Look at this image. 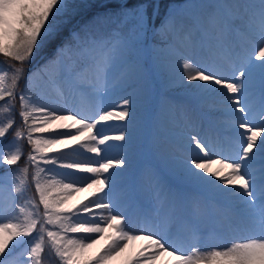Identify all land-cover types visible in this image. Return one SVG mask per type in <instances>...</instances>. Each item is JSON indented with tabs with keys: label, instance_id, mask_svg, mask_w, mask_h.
<instances>
[{
	"label": "snow or ice",
	"instance_id": "1",
	"mask_svg": "<svg viewBox=\"0 0 264 264\" xmlns=\"http://www.w3.org/2000/svg\"><path fill=\"white\" fill-rule=\"evenodd\" d=\"M109 4H114L112 10L94 17L93 24L115 26L113 31L122 38L118 47L129 56L150 32L170 38L177 30L193 28L197 32L211 31L220 47L231 32H241L253 41L258 38L252 59L264 61V0H221L210 5L207 16L195 24L190 18L178 16L169 6L159 28L154 19L160 18L161 0H109ZM85 7L91 5L77 0H0V56L15 62L8 69L0 67V112L11 114L18 96L22 125L16 127L15 141L26 140L31 145L25 166L17 169L19 175L14 173L9 190L8 198L18 214L8 220L0 214V264H44L46 246L59 264H111L125 253L128 258L124 264H157L163 257H171L167 264H264V63L258 66L262 78L258 113L250 104L251 89L245 70L238 69V79L228 81L211 67L205 70L192 62L183 64L187 81L202 82L199 86L207 85L205 91H216L211 87L216 85L233 94L226 99L236 128L243 132L237 133L235 155L222 158H215L213 145L191 136L188 147L194 155L174 169L178 178L209 186L221 200L208 203L199 198L187 199L166 176L153 175L150 180L158 198L168 206L165 224L169 227L149 223L146 218L145 227L134 230L129 227L132 217L124 213L120 200L114 196L122 173L110 172L125 168L127 161L101 157L102 152L111 150L110 141L126 142V135L123 131L112 135L102 127L98 129V125L110 121H130L132 101L123 98L118 111H93L52 108L39 103L34 95L47 85H52L61 97L66 91L107 89L114 66V49L108 37L100 38L93 27L85 26L69 32L68 39L60 42L65 26ZM50 43L56 48L54 58L38 72L26 76L25 64L34 55H41ZM255 67L251 64L249 71ZM21 80L25 84L18 93ZM237 112L242 115L235 116ZM14 124L12 115L0 122V139ZM94 129L97 131L92 134ZM73 141L79 145L77 148L61 151ZM101 145L108 147L102 149ZM53 152L59 154L48 155ZM84 152L101 158L81 159ZM23 155L22 145L17 142L7 150L0 148V166L17 165ZM213 164L219 166L215 171ZM47 165L54 167H44ZM30 167L38 200L27 197L23 205L17 204V197H26ZM56 169L66 171L58 173ZM8 184L6 176L0 178V192ZM106 188L110 191L106 192ZM86 192L90 196L78 204L72 203ZM171 225H177L175 230ZM238 230L247 235L224 247L212 246ZM29 237L31 243L17 255L16 250ZM141 240L147 243L138 251L131 247ZM102 241L104 246L93 254L92 250Z\"/></svg>",
	"mask_w": 264,
	"mask_h": 264
},
{
	"label": "bare ground",
	"instance_id": "2",
	"mask_svg": "<svg viewBox=\"0 0 264 264\" xmlns=\"http://www.w3.org/2000/svg\"><path fill=\"white\" fill-rule=\"evenodd\" d=\"M221 0H202L197 2L192 8H177L176 12L180 17L190 18L193 23L201 21L207 16L209 6L219 3ZM180 30L182 32L180 33ZM177 30V39L180 41V47H174L172 44L169 48L165 49L164 57L154 58L153 73L154 76H160L161 80V96L158 99L157 107L155 109L154 119H147L144 124V120L141 122L140 127H144L143 130H139L133 135L132 138L126 139V142H115L110 141L112 145L110 151L101 153V157L107 155L112 158H128L131 157L133 162L126 164L123 169H112V171L121 172L122 175L117 178V188L115 189L114 196L119 199L122 205V210L127 216L132 217L131 226L132 229L137 230L145 227L146 218L149 223H154L161 227H169L165 224V214L168 211V206L163 204L159 198L157 191L155 190L154 184L150 180L153 175L162 174L167 177L169 183L176 188L180 189L182 195L187 199H202L208 203L221 200L222 197L216 192L210 190L209 186L199 182H192L184 179H180L176 176L174 169L179 162H182V157L185 160L189 159L194 155V152L189 149L188 144L190 137H186L187 122L179 124L178 128L176 125L177 118L186 117L187 120H192L193 125L197 128L196 136L199 139L204 140L206 143L213 145L215 151L220 146H227L228 155H235V151L238 148L236 140L238 139L237 133L243 132V129H237L235 126V118L229 109L228 101L226 96L233 94L227 93L226 89L213 85L216 91H205L204 87L199 85L202 82H189L186 80V73L183 69V64L192 62L196 66L207 70L209 67L213 68L219 75H222L228 81L238 79V69H243L248 73L246 79L249 81L250 93L249 100L254 111L259 112L260 97L262 89V78L261 71L258 67L264 61L254 60L253 50L256 44L259 43L258 38L253 41L250 37L245 36L241 32H231L224 37L223 47H220L216 43V37L211 31L205 32L203 30L197 32L193 28H184ZM155 52V51H154ZM171 56L170 59L168 57ZM225 59L226 65L219 64L218 60ZM124 60V59H123ZM221 62V61H220ZM145 60L140 61L134 60L125 64L120 61L117 66L112 70L109 81L114 80L115 76L119 71L127 70L129 72V81L135 80L133 84L137 90V95L140 97L146 96L147 102L152 98L150 92L145 84L149 80L147 70L145 68ZM254 64L257 67L250 68V65ZM176 86H180L181 90L174 92L175 95H171L172 92H165V90H172ZM130 90L128 86H122L120 91L127 92ZM85 96L82 97L80 92L68 93L60 98L64 99V102H53L49 107L52 108H91L93 111L97 108H109L110 103L101 92L87 89ZM88 96V98L86 97ZM117 105L120 102H116ZM220 106L223 111L219 115L210 114L205 109L208 105ZM111 107V106H110ZM188 110L187 116L184 115L185 111ZM132 114V113H131ZM168 115L171 119L164 125L157 116ZM142 113L141 116H144ZM241 113H235V116H240ZM256 120L259 123V116H256ZM103 128L108 134L116 135L120 134L121 131L127 136L129 134L128 125L125 129L116 128V123L110 121L104 125H98L99 128ZM57 131H65V129H57ZM96 129L93 130L92 134L96 133ZM49 133H44L46 136ZM179 139L188 140L186 146L181 147L180 143H177ZM264 139V137H262ZM163 141V147H159L158 143ZM225 141L227 143L225 144ZM260 142L259 140L257 141ZM71 151L73 148H77L79 145L73 141L71 143ZM167 146H170L175 150L174 157L163 155L164 151L169 150ZM107 145H101V148H107ZM159 150V151H158ZM61 151H66L61 149ZM58 152L48 153V155H57ZM95 153L84 152L81 159L91 158L93 160L100 159ZM181 157V158H180ZM215 158H217L215 156ZM184 161V160H183ZM47 168L54 166L47 165ZM219 166L213 164L212 170H217ZM259 167V163L257 164ZM66 170L56 169V172L62 173ZM170 173V176L166 175V172ZM83 175V174H78ZM61 177L59 176V179ZM209 180L213 179L211 176L207 177ZM219 183V180H216ZM145 184V185H144ZM152 185L154 187L152 194L149 199L144 200L137 195L136 189L140 186ZM133 186V187H130ZM231 188V186H229ZM106 192L110 191V188L105 189ZM88 192L78 195L72 203L78 204L81 200L86 198ZM119 197V198H118ZM151 201V202H150ZM172 230H175L177 225L170 226ZM211 226L209 227V230ZM247 235L243 231H235L231 233L223 242H214L212 246L222 247L234 239H238ZM135 241L131 247L138 251L142 245L147 241ZM204 249V246H201ZM128 258V253L123 254L114 260V264H124V261ZM171 260V257H163L157 264H167V261Z\"/></svg>",
	"mask_w": 264,
	"mask_h": 264
},
{
	"label": "rangeland",
	"instance_id": "3",
	"mask_svg": "<svg viewBox=\"0 0 264 264\" xmlns=\"http://www.w3.org/2000/svg\"><path fill=\"white\" fill-rule=\"evenodd\" d=\"M202 1V0H172L171 2L164 1L162 3V7H161V12H160V18L159 19H154V24L157 28L160 27V21L164 18V11L165 8L167 7H171L173 9H177V8H181V7H185V8H192L197 2ZM149 3L153 2L152 0H148ZM105 4H109V0H102L97 7H95L94 9H92L91 11H88L84 14H79L76 15L75 17L78 16V19L76 21H74L75 23L73 24H67L66 26H69V30L70 32L73 30H80L81 28L85 27V26H90L93 27V29L96 32V35L100 38H103L105 36L108 37V42L109 45L113 47L114 51H113V56H114V66H117L119 64L120 61H123V63L127 64L130 61H140L141 59L145 60V68L147 70L148 76H149V80L148 82H146L145 84L147 85L148 90L145 92V95H147V92H150V95H152V98L149 100V102H147V100L145 99L146 96H142L140 97L139 95H137V90L134 87L133 88V84L136 83L135 80H131L129 81V72H127V70L121 72V70L119 71V73L116 74L115 79L109 81L108 83V87L107 89H101L99 92L102 93L103 96H105L108 100H110V103H114V105L110 104L109 108L115 109V110H119L117 107V103L116 102H122L123 98H129L132 103L130 105V113H132L131 119L130 121H118L115 120L116 123V128H120L119 131L121 129H125L126 125H128L129 128V134L126 136V139L132 138L133 135H135V133L139 130H143L142 127H140L141 122L144 120V124L145 121L147 119H154V115H155V109L158 106V99L161 96V80H160V76H154V71H153V66H154V58H158V57H162L163 55H165V49L169 48L172 44H174V47H180V45L178 43H180L179 39H177L178 36V31L174 32L171 34V37H161L159 35H154L153 33H149L147 35L145 39V42L140 43L137 48L133 51V53L131 54V56H129L127 53L123 52L118 45L120 44L121 41V36L118 32L113 31V28L115 26L113 25H103V26H99V25H95L93 24L94 21V17L99 16L104 14L107 11H111L112 8L114 7V4H109L108 8H105L104 5ZM182 32V30H180V33ZM68 39V36H66L63 40ZM63 42V41H62ZM50 44L46 45L41 53V55L36 56L34 55L33 58L31 59L30 62L25 64V75H29L33 72H38L40 69L43 68V66L47 63V60L50 56H52V53H48L45 52V50L47 49V46H49ZM181 48V47H180ZM56 49V48H55ZM155 51V52H154ZM47 59V60H46ZM124 59V60H123ZM15 63L14 61L8 60L7 58H4L2 56H0V67H3L5 69H8V66ZM125 74H128L127 77L125 76ZM111 75H113L111 73ZM111 77V76H110ZM24 84L25 81L21 80L19 87L17 89V92L19 93L20 90H22L24 88ZM122 86H129L130 90L127 92H122L120 91V88ZM181 87L180 86H176L174 89L172 90H165V92H172L171 95H175L176 92L180 91ZM86 92V91H85ZM175 92V93H174ZM107 93V94H105ZM83 96H85V93H80ZM34 95H36L38 97V102L41 104H45L50 106L51 104H53V102L55 101H59V102H64L63 98H60V96H58L56 89L52 86V85H47L43 88V90L39 91L38 93H34ZM88 98V96H86ZM3 103V102H0ZM111 106V107H110ZM103 109V108H102ZM207 112H209L210 114H214V115H219V113H221L223 111V109L218 105V106H213V104L208 105L206 108ZM19 111H20V107H19V99L17 96V100H16V106L14 111L9 114V113H2L0 112V122H4L7 120L9 115H12L14 117L15 120V124H14V128L12 130L9 131V133L2 139H0V148H4L5 150H7L9 148V146H11L14 142H17L19 144L22 145V151H23V156L22 159L19 161V163L17 165H3L0 166V178L2 177H7L9 184L8 186L4 189L3 192H0V209L3 208H7V211L4 212H0V214L3 215V218L5 220L11 219L14 215L18 214V209H15L14 207H12V201L8 198L9 197V190L11 189L12 185H11V181L15 179V175H19V173L17 172V169L22 168L23 166H25V162H26V158H27V154L30 152L31 150V145H29L27 143L26 140L23 141H15V137H14V132L16 130L17 126L22 125V120L19 116ZM188 110L185 111L184 115L187 116L188 114ZM142 113H145L144 116H141ZM183 119L181 120V118H177L176 121V125L177 128L179 127V124H184L185 122V118L186 117H182ZM157 119L161 121L162 124H166L168 122V119H171V117H169L168 115H160L157 116ZM147 125V124H145ZM37 135H41V134H37ZM46 136H48L46 134ZM227 143V141H225ZM179 143H181V145L185 144L186 141L179 139ZM163 141H160L158 143L159 147H163ZM71 145L69 148H65L64 150H68L71 149ZM168 148L170 146H167ZM159 151V150H158ZM221 152H224V150L220 149ZM174 152L175 150L173 148H169V150L164 151L163 155H167L169 154V156L174 157ZM226 152V151H225ZM59 154V153H58ZM57 154V155H58ZM223 156H220V158H222ZM181 158V157H180ZM185 161V158H181ZM127 161V164H131L133 162V160L131 159V157H128L125 159ZM182 160V161H183ZM15 173V175H14ZM31 173H32V169L31 167L29 168V183L27 185V194L26 197L22 196V197H17L16 198V203L17 204H21L23 205L25 203V200L27 197H35L38 200V196L35 193V188H34V184H32L31 182ZM51 175V174H50ZM166 175L170 176V173L167 171ZM57 179H59V176H57ZM116 183L121 186L118 181H116ZM145 185V184H144ZM133 187V186H130ZM117 188V186H116ZM154 187L152 185H148L146 187L144 186H140L137 187L136 192L137 195L141 198H143L144 200L149 199L150 195L153 192ZM90 196V193L86 194V197ZM119 198V197H118ZM117 199V198H116ZM151 202V201H150ZM41 210H42V206H41ZM130 228H132L131 224L129 225ZM36 234L34 233L33 236H35ZM32 238H24V243L21 244L20 248H18L16 250L17 255L21 252L27 249V247L29 246V244L31 243ZM105 242H101V244L97 245L92 251L93 254H95V252L99 251L100 248H102L104 246ZM226 246V245H224ZM222 246V247H224ZM204 250V249H202ZM43 262L44 264H59L58 259L54 256V254H52L50 252V250L47 248H45V253L43 256ZM111 264H114V260L111 262Z\"/></svg>",
	"mask_w": 264,
	"mask_h": 264
},
{
	"label": "trees",
	"instance_id": "4",
	"mask_svg": "<svg viewBox=\"0 0 264 264\" xmlns=\"http://www.w3.org/2000/svg\"><path fill=\"white\" fill-rule=\"evenodd\" d=\"M99 1H100V0H86V1L84 0L83 3H84V4H87V5H91V7H85V8H83V9H81V11L78 13V15L81 14V13L83 14L84 12L91 11V9H93L94 7L97 6V3H98ZM81 2H82V0H77V3H81ZM73 18H74V17H73ZM73 18H72L71 21L69 22L70 24L73 23V21H74ZM66 27H67V26H65V28H66ZM65 28H64L63 36L66 34V33H65V30H66ZM63 36H62V38H63ZM50 45H51V47H53L52 44H50Z\"/></svg>",
	"mask_w": 264,
	"mask_h": 264
}]
</instances>
